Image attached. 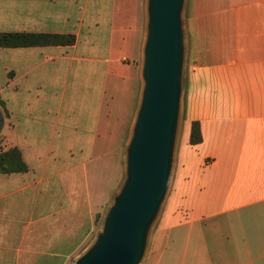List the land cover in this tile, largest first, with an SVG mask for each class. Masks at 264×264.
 I'll return each instance as SVG.
<instances>
[{"label":"crops","instance_id":"0c3cea01","mask_svg":"<svg viewBox=\"0 0 264 264\" xmlns=\"http://www.w3.org/2000/svg\"><path fill=\"white\" fill-rule=\"evenodd\" d=\"M141 2L0 0V35L76 37L0 47V153L28 167L0 172V264H73L94 240L122 179ZM184 24L185 140L147 264H264V0H190Z\"/></svg>","mask_w":264,"mask_h":264},{"label":"water","instance_id":"95a60500","mask_svg":"<svg viewBox=\"0 0 264 264\" xmlns=\"http://www.w3.org/2000/svg\"><path fill=\"white\" fill-rule=\"evenodd\" d=\"M186 6L187 0H147L144 88L126 149V178L112 195L101 232L73 264H141L147 257L177 158L188 59ZM2 126L0 112V132Z\"/></svg>","mask_w":264,"mask_h":264},{"label":"rangeland","instance_id":"374dc122","mask_svg":"<svg viewBox=\"0 0 264 264\" xmlns=\"http://www.w3.org/2000/svg\"><path fill=\"white\" fill-rule=\"evenodd\" d=\"M189 1L190 0L187 1V10H188ZM146 3H147V0H142V2H141L142 11H141V9H140V11H141L142 15L140 14L141 18H140L138 43H137V51L138 50L140 51V59L138 62L137 61L134 62V67L136 68V71L134 72L136 81H134L133 83L131 82L132 83V90H131V101L132 102L127 107L129 112H130V109L132 108L133 103H135L134 100L137 99V102H136V106L134 105L135 109L132 111V114L130 115V122H129L128 128L127 129L123 128L122 130H120L121 135L123 133V140H116L117 141L116 142L117 148L119 146H121V144H122V179H121L120 186L123 185L125 178H126V149H127L128 144H129V141H130V137H131V133H132V127H133L134 121L136 119L137 112L139 110L142 92H143V88H144V81H143L142 76H141V69L143 66L142 49H143V46H144V43L146 40V36H147ZM188 39H189V47H188V55H187L188 59L187 60H188V67H189L190 63L192 62V58H193V50H192V42H191L190 35L188 36ZM125 63H131V62L129 61V59H126ZM123 115H124L123 117H125L124 118L125 120L129 119V113H127V114L124 113ZM184 121H185V113H184V108H183L182 113H180V119H179V124H178V137H177L178 149H179V147L181 148V141L185 140V137L183 136ZM3 140H4L3 136L1 135L0 136V151L3 150V147L1 146ZM120 186H119V188H120ZM119 188H118V190H119ZM112 195L110 196L108 202H106L104 208L102 209L101 213L98 216V221H97V233L98 234L101 232L105 217H106L107 213L109 212L110 207L113 205L114 200L112 198ZM161 212H162V209H161L157 219H159V217L161 216ZM154 227L150 231V238H151V235H153V233L155 232ZM97 233H95V236L97 235ZM150 238H149V241H150ZM152 238H153V236H152ZM151 242H149L150 245L148 244V247H150L149 248L150 251H148L149 255H151V251L157 247L154 245V242H152V243ZM146 258L147 257L145 254L144 259H143L141 264H147Z\"/></svg>","mask_w":264,"mask_h":264},{"label":"trees","instance_id":"16d2710c","mask_svg":"<svg viewBox=\"0 0 264 264\" xmlns=\"http://www.w3.org/2000/svg\"><path fill=\"white\" fill-rule=\"evenodd\" d=\"M74 35H42V34H1L0 47L25 48L49 45H73ZM203 142L201 124L195 121L191 125L190 144L199 145ZM28 167L19 149L12 148L0 153V172H26Z\"/></svg>","mask_w":264,"mask_h":264}]
</instances>
